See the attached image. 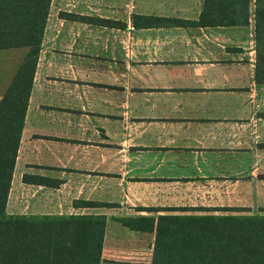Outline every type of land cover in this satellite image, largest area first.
Segmentation results:
<instances>
[{"label":"crops","instance_id":"1","mask_svg":"<svg viewBox=\"0 0 264 264\" xmlns=\"http://www.w3.org/2000/svg\"><path fill=\"white\" fill-rule=\"evenodd\" d=\"M203 4L50 1L7 214L105 216L100 264L152 263L123 218L264 215L254 19L197 24ZM28 51L0 49V100Z\"/></svg>","mask_w":264,"mask_h":264},{"label":"trees","instance_id":"2","mask_svg":"<svg viewBox=\"0 0 264 264\" xmlns=\"http://www.w3.org/2000/svg\"><path fill=\"white\" fill-rule=\"evenodd\" d=\"M50 1L0 0V49L29 48L0 100V264H100L102 261L105 216H25L6 212ZM62 16L75 15L62 13ZM252 17L256 81L264 84V0H204L196 23L246 26ZM150 24L136 22L138 26ZM24 179L34 180L28 176ZM120 221L130 228L155 230L151 264H264V215H160L156 220L123 218Z\"/></svg>","mask_w":264,"mask_h":264},{"label":"rangeland","instance_id":"3","mask_svg":"<svg viewBox=\"0 0 264 264\" xmlns=\"http://www.w3.org/2000/svg\"><path fill=\"white\" fill-rule=\"evenodd\" d=\"M122 263L124 262H122L121 260L116 261V259L109 258V261L106 264H122Z\"/></svg>","mask_w":264,"mask_h":264}]
</instances>
